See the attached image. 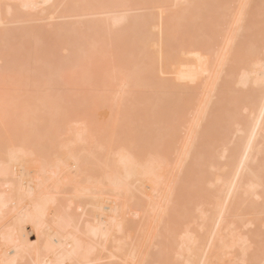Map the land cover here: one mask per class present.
<instances>
[{
	"label": "bare ground",
	"instance_id": "bare-ground-1",
	"mask_svg": "<svg viewBox=\"0 0 264 264\" xmlns=\"http://www.w3.org/2000/svg\"><path fill=\"white\" fill-rule=\"evenodd\" d=\"M106 263L264 264V0H0V264Z\"/></svg>",
	"mask_w": 264,
	"mask_h": 264
},
{
	"label": "rangeland",
	"instance_id": "rangeland-1",
	"mask_svg": "<svg viewBox=\"0 0 264 264\" xmlns=\"http://www.w3.org/2000/svg\"><path fill=\"white\" fill-rule=\"evenodd\" d=\"M171 4V3H170ZM170 4H169V6H170ZM172 6V5H171ZM237 6V5H236ZM171 8V7H170ZM172 8H174V7H172ZM63 20H60V22H62ZM55 22H58L59 23V20H57V21H55ZM27 94V93H26ZM130 216V218L132 219L134 216H131V215H129ZM136 219V218H135ZM155 224H151V226H154ZM150 225H148L147 223H144V222H142V223H140V222H135V223H133V225L131 226V230L129 229V231H130V233L128 232L127 234H130L131 235V241L132 240H136L137 238H146L149 234H151V233H154V232H156V229H155V231H153L154 230V228H156L157 226H154L153 228L151 227ZM193 226V225H192ZM192 226H190V227H192ZM153 229V230H152ZM157 229H158V227H157ZM151 231H153V232H151ZM158 231V230H157ZM33 235V232H31V236ZM31 240L33 241V240H35L36 241V236H32L31 237ZM126 240V239H125ZM128 241H130L129 239H128ZM131 241H130V245H131ZM34 242V241H33ZM127 242V241H126ZM127 244H128V242H127ZM129 246V245H128ZM129 247H131V246H129ZM129 247H127V248H129ZM106 254V256H107V253H103V258L105 259L106 258V256H104ZM104 259H103V261H104ZM109 260V259H108ZM107 260V263L109 262ZM105 262H106V260H105ZM102 263H104V262H102ZM106 263V264H107Z\"/></svg>",
	"mask_w": 264,
	"mask_h": 264
}]
</instances>
